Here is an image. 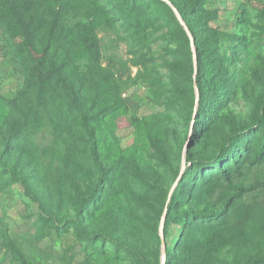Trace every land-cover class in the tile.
<instances>
[{"label": "rangeland", "instance_id": "rangeland-1", "mask_svg": "<svg viewBox=\"0 0 264 264\" xmlns=\"http://www.w3.org/2000/svg\"><path fill=\"white\" fill-rule=\"evenodd\" d=\"M65 1L0 0V242H13L28 264H264V0H200L215 14L196 13V24L206 20L223 55L241 59L231 65L232 99L208 124L198 120L197 132L195 40L191 33L186 46L165 0ZM61 14L74 26L63 38L92 51L78 63L92 66L97 54L102 89L109 70L118 82L96 135L99 162L85 161L82 147L69 151L77 124L85 132L81 120L26 90L16 44L24 29H48ZM58 122L73 135L60 139ZM125 168L133 187L115 189ZM0 264L24 263L0 247Z\"/></svg>", "mask_w": 264, "mask_h": 264}, {"label": "trees", "instance_id": "trees-1", "mask_svg": "<svg viewBox=\"0 0 264 264\" xmlns=\"http://www.w3.org/2000/svg\"><path fill=\"white\" fill-rule=\"evenodd\" d=\"M51 1L55 3L64 0ZM151 1L157 2L158 0ZM167 1H170L177 8L195 40L197 70L192 61L190 82L192 85H195L196 81L195 86L198 88L199 92V100L197 101L198 107L196 109V117L198 119L195 126V132H197L200 127L198 122L201 118L207 117L209 120L207 122L208 124L215 118L223 106L232 99V88L235 83L234 81H230L231 65L240 61L241 53L232 51L233 59L228 60L222 53L223 37L217 35L215 33V28L210 26L206 20L205 22L201 21V24H196V13L201 12L200 15L202 17H210L211 14L212 16L215 14V10H204L200 0L193 4L188 3V0ZM158 2L164 5L175 29L178 31L180 37L182 35L183 40L186 41V46H189L190 40L188 33L175 15L173 8L168 3H165V1ZM36 3L38 4V1H36ZM38 6L40 9H44V4L42 2H39ZM129 19L132 27L138 22L137 18L131 15ZM63 21L62 14L59 16L55 15L48 29L45 28L46 24H40L39 27L32 30V33L28 32L30 29H24V40L17 42L16 51L20 56L23 70L27 75L26 90L30 92L31 96L40 95L39 99L44 100V103L50 100L55 109L57 108L58 111L70 117H76L81 120L80 122H82L85 127L84 132L79 128V124H77L78 134L73 135L72 126H65L63 123L58 122L56 123L57 127H59L62 132V137L60 139H63L65 137L63 134L68 132V135H73V137H68L69 142H72V146L76 143L75 150L69 148V151L76 152L79 149L81 150L80 147H82L85 150V161H87L88 158L89 160L94 159L96 162H99V148H101V144L100 140L98 141V138H96V135H99L100 131H103V126L106 124L111 110L115 109L113 106L117 101L115 95L118 90V82L114 80V74L110 70H106L108 75L104 73L106 84L104 89H102L101 84L103 78L100 75L101 67L98 62L99 59H94L99 58L97 54H91L93 59L92 66L85 64L81 66L80 63H78V61H84L85 58H88L89 52L92 51H90L85 41L67 40L63 38V36L71 37L70 30H72V28L70 27H74L65 25ZM143 22L144 21H140L136 27H142ZM173 54H175V52H173ZM174 58L177 59L176 57ZM108 82L110 83L109 86ZM111 85L115 87L111 88ZM91 95L94 97L91 98ZM117 95L119 98V92H117ZM31 96L29 99L32 98ZM206 97H210L211 99V108H209L210 111L208 112H206L207 109H204L206 114L203 115L202 107H204V103L207 101V99H205ZM195 104L196 99H194L192 103L193 114L195 113L193 109ZM94 122L95 125H92ZM192 141L193 140H191V142ZM236 143L237 138H232V140L229 141V145L231 146ZM233 153L236 154V150L233 152H231V150L227 151L225 156L228 154L231 160L233 158ZM220 157L222 156H217V160L214 162L218 167H222L221 165L226 163L225 158L219 160L218 158ZM236 163L237 160H235L232 165ZM225 170L226 169H222L220 171L224 172ZM133 176L134 174H131L127 171V168H125V171L121 172V178L115 189L121 188L122 190L126 188V186L133 187L129 185V181L133 179ZM96 192L97 191H94L92 193L95 195ZM144 193H148V191L141 189L138 195L143 196ZM126 197H129V195ZM167 199L168 197L166 198L164 207ZM89 200L90 199L85 198V205ZM173 203L174 200L171 197L167 216L172 209ZM0 247L9 251L13 257L22 261L24 264H28L25 255L16 248L13 242H0ZM169 259L170 257L167 258V260Z\"/></svg>", "mask_w": 264, "mask_h": 264}, {"label": "water", "instance_id": "water-1", "mask_svg": "<svg viewBox=\"0 0 264 264\" xmlns=\"http://www.w3.org/2000/svg\"><path fill=\"white\" fill-rule=\"evenodd\" d=\"M165 1H167V0H165ZM167 3L173 8V10H174L175 13H176V16L178 17V19L180 20V22L182 23V25H183L184 28L186 29L188 35L191 37V36H192V35H191V32H190V30L188 29L186 23L184 22V20H183L181 14H180L179 11L177 10V8H176V7H175L170 1H167ZM192 43H193V40H192ZM194 50H195V48H194ZM195 60H196V61H195V69L197 70V58H196V57H195ZM195 73H196V71H195ZM195 85H196V81H195ZM196 91H197V101H198V100H199V92H198V88H197V87H196ZM184 153H185V152H184ZM171 194H172V192L170 193V195H169V197H168V199H167V202H166V204H165L164 210H163L161 225H163L164 220H165V218L167 217L168 207H169V202H170V200H171Z\"/></svg>", "mask_w": 264, "mask_h": 264}]
</instances>
